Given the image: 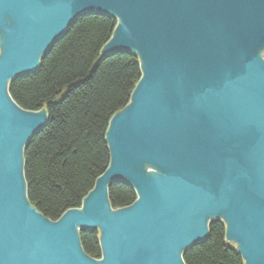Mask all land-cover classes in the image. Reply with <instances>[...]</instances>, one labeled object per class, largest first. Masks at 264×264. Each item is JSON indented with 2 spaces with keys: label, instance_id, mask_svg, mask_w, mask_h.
Here are the masks:
<instances>
[{
  "label": "water",
  "instance_id": "water-1",
  "mask_svg": "<svg viewBox=\"0 0 264 264\" xmlns=\"http://www.w3.org/2000/svg\"><path fill=\"white\" fill-rule=\"evenodd\" d=\"M117 24L101 55L131 51L141 77L109 120L110 163L57 221L26 198L23 150L45 125L7 85L84 14ZM264 0H0V264H184L220 219L244 264H264ZM135 201L112 209L107 189ZM98 229L102 257L79 231Z\"/></svg>",
  "mask_w": 264,
  "mask_h": 264
},
{
  "label": "trees",
  "instance_id": "trees-1",
  "mask_svg": "<svg viewBox=\"0 0 264 264\" xmlns=\"http://www.w3.org/2000/svg\"><path fill=\"white\" fill-rule=\"evenodd\" d=\"M117 20L84 14L69 24L35 70L8 82L7 90L24 110H45V125L23 150L27 201L46 219L81 206L96 179L108 168L106 130L110 118L130 100L141 77L139 58L131 51L101 55ZM112 209L131 205L134 188L114 181L107 189ZM98 229L79 231L84 253L102 257ZM184 264H244L225 238V224L208 223L206 238L182 253Z\"/></svg>",
  "mask_w": 264,
  "mask_h": 264
},
{
  "label": "rangeland",
  "instance_id": "rangeland-1",
  "mask_svg": "<svg viewBox=\"0 0 264 264\" xmlns=\"http://www.w3.org/2000/svg\"><path fill=\"white\" fill-rule=\"evenodd\" d=\"M262 56L264 57V51H262Z\"/></svg>",
  "mask_w": 264,
  "mask_h": 264
}]
</instances>
